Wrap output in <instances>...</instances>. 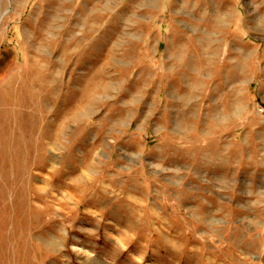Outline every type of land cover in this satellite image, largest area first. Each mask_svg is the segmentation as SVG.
Returning <instances> with one entry per match:
<instances>
[{"label": "rangeland", "instance_id": "1", "mask_svg": "<svg viewBox=\"0 0 264 264\" xmlns=\"http://www.w3.org/2000/svg\"><path fill=\"white\" fill-rule=\"evenodd\" d=\"M0 264H264V0H0Z\"/></svg>", "mask_w": 264, "mask_h": 264}, {"label": "crops", "instance_id": "2", "mask_svg": "<svg viewBox=\"0 0 264 264\" xmlns=\"http://www.w3.org/2000/svg\"><path fill=\"white\" fill-rule=\"evenodd\" d=\"M163 84V83H162Z\"/></svg>", "mask_w": 264, "mask_h": 264}]
</instances>
